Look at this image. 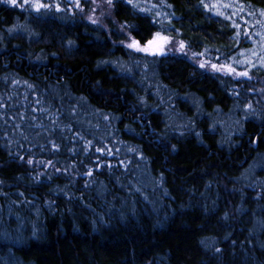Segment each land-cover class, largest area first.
I'll list each match as a JSON object with an SVG mask.
<instances>
[{
  "label": "trees",
  "instance_id": "obj_1",
  "mask_svg": "<svg viewBox=\"0 0 264 264\" xmlns=\"http://www.w3.org/2000/svg\"><path fill=\"white\" fill-rule=\"evenodd\" d=\"M152 1L0 0V264H264V0Z\"/></svg>",
  "mask_w": 264,
  "mask_h": 264
},
{
  "label": "rangeland",
  "instance_id": "obj_2",
  "mask_svg": "<svg viewBox=\"0 0 264 264\" xmlns=\"http://www.w3.org/2000/svg\"><path fill=\"white\" fill-rule=\"evenodd\" d=\"M142 3L144 2L148 7H154V9H158L159 7L158 6H162L161 3H157L154 5L153 1L152 0H141ZM211 3L213 4V6L215 7L216 5H218L221 0H210ZM70 2H72L73 6L75 5L76 6V0H70ZM80 2V7L81 5L83 4V0H79ZM90 2L92 3V11H94V15H97L96 17L97 18H100L102 14H106V15H109L110 16V5L107 3V1L105 0H90ZM152 2V4L150 3ZM222 3L223 4H232L233 7L232 8H225V7H222L220 6L219 8H224L225 10L228 11L229 15L231 14L232 16H237L238 14L243 17V20H245L244 18L246 17H250L249 16V12L244 9V7L242 5H240L239 3H237L235 0H222ZM154 5V6H153ZM241 8H242V11H241ZM100 21H102L101 19H99ZM247 22H251L250 19L248 21V19H246ZM104 22V21H103ZM122 31V33L124 34V38L125 39V43L126 44H131L133 42V37L129 34L128 31L126 30H122V28L120 29ZM162 37H168L169 39L165 42V41H161L159 42V46H161L163 48V51L162 52H155V51H149L147 53H155V54H165V53H178V54H182V55H188L190 56L191 58L195 59L197 61V63L199 64H204L203 67H206V68H209L213 71H217V70H220L222 72H226V73H229L233 76H239L236 72H230L228 70V67H224L222 70L220 68H217V69H214L211 67L212 64H216L218 66H224L226 64L224 63H217L213 60H209V59H206L204 58L203 56L197 54V53H194L192 51H190L189 49L186 48L185 44H184V47L181 48L180 46V42L181 40L180 39H177V38H172V37H169L168 35H165V34H162L160 33ZM253 36V35H252ZM154 37V36H153ZM153 37L151 39H153ZM150 39V40H151ZM256 46L253 47L252 49L248 50L247 52L244 51V52H241L243 53V55L240 56V59H245V58H255V56L257 57V59H259V57L261 56H264V51L261 50V44L262 43H259V42H256ZM141 46H145L147 45V42L145 44H140ZM157 45H153V48H155ZM145 52V51H143ZM253 52L255 54H253ZM229 66V65H227ZM231 67V66H230ZM232 68V67H231ZM240 77V76H239Z\"/></svg>",
  "mask_w": 264,
  "mask_h": 264
},
{
  "label": "snow or ice",
  "instance_id": "obj_3",
  "mask_svg": "<svg viewBox=\"0 0 264 264\" xmlns=\"http://www.w3.org/2000/svg\"><path fill=\"white\" fill-rule=\"evenodd\" d=\"M6 2L9 3V4H12V5H18L19 7L22 8V7H24V5L29 4L30 0H23V4H18V0H6ZM107 3L109 5H111L112 0H107ZM128 3L131 4L132 0H128ZM31 6L34 7L36 10H39L41 8H50V7H53V6L56 7L57 9H59V7H60V5L58 3L55 4V5L43 4V3H41V0H31ZM220 6L225 7V8H232L233 7V5L230 4V3L223 4L222 0H221V2L217 6H215V7H217V11H218L219 15H224V12H220L218 10ZM76 7H80L79 0H76ZM205 7H208V5H205ZM241 11H242V8H241ZM261 14H264V10H262ZM90 19H91V17H90ZM227 19L231 20L232 17L228 16ZM234 26L237 27V28L240 27V25L235 24V23H234ZM238 35H239V33H237V36ZM245 35H249V34L246 33ZM261 36H264V33H261ZM168 39H169L168 37H162L161 34L158 32V33H156L154 35L153 39L147 41V45L141 46L139 41H136L133 38V42L131 44H129L128 47L135 48L137 50L145 51V52H149V51L162 52L163 48L161 46H159V42H161V41H165L166 42ZM153 45H157V46L155 48H153ZM180 46H181V48L184 47V42L183 41L180 42ZM261 50L264 51V44H261ZM253 54H255V53L253 52ZM259 61H260V64L262 66H264V56L259 57ZM240 62L243 63V61H240ZM203 66H204V64L202 63L201 67H203ZM211 67L214 68V69L220 68L221 70L224 67H228V70L230 72H236V69L231 68L230 66H227V65L218 66L216 64H212ZM237 74L241 75V76H247L248 75L247 72H239ZM100 150L103 151V149H100ZM29 163H31V161H29Z\"/></svg>",
  "mask_w": 264,
  "mask_h": 264
},
{
  "label": "flooded vegetation",
  "instance_id": "obj_4",
  "mask_svg": "<svg viewBox=\"0 0 264 264\" xmlns=\"http://www.w3.org/2000/svg\"><path fill=\"white\" fill-rule=\"evenodd\" d=\"M150 40V39H149Z\"/></svg>",
  "mask_w": 264,
  "mask_h": 264
}]
</instances>
